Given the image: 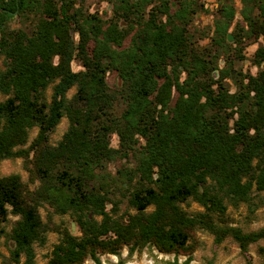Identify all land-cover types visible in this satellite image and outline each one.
Instances as JSON below:
<instances>
[{
    "label": "trees",
    "instance_id": "16d2710c",
    "mask_svg": "<svg viewBox=\"0 0 264 264\" xmlns=\"http://www.w3.org/2000/svg\"><path fill=\"white\" fill-rule=\"evenodd\" d=\"M11 1L0 6V161L23 158L40 181L30 192L19 175L0 178V237L9 216L19 218L10 234L16 263L24 258L22 264H35L34 246L46 242L49 228L39 212L44 204L70 214L81 233L62 231L47 264H102V255L120 257L125 248L133 255L149 245L189 256L181 264H190L197 230L213 234L218 244L232 238L243 253L264 240V228L246 233L228 224L227 213L228 206L254 205L264 194V0H242L244 38H263L254 55L262 68L238 80L234 93L223 83L232 68L216 80L212 58L192 46L186 6L172 15L162 3L165 21L155 10L139 20L146 0H111L114 15L105 21L83 13L74 0L20 2V14L38 13L26 32L8 26L5 10L17 9ZM223 12L228 22L216 31L225 40L235 11ZM75 60L83 70L73 71ZM110 73L120 79L114 90ZM72 88L77 92L69 99ZM63 118L69 129L52 146L50 135ZM34 128L37 138L23 149ZM113 135L118 149L111 146ZM116 160L128 164L119 177L107 178L104 172ZM189 201L204 211L187 212L182 204Z\"/></svg>",
    "mask_w": 264,
    "mask_h": 264
},
{
    "label": "rangeland",
    "instance_id": "374dc122",
    "mask_svg": "<svg viewBox=\"0 0 264 264\" xmlns=\"http://www.w3.org/2000/svg\"><path fill=\"white\" fill-rule=\"evenodd\" d=\"M50 1L58 2V0H40V5H45ZM76 8L83 11V13L94 14L99 16L103 20L107 21L112 19L113 4L111 0H76ZM162 3H168L171 7V14L174 15L183 6L188 7L189 14L187 17V31L194 49L201 55H205L209 60L212 58L213 67L216 69L212 75L217 80L221 76V72L226 69L232 68V75L223 80V83L232 92L237 91V81L243 76L253 75L256 76L262 67H258L254 63V55L260 45L263 44V38L248 39L244 38L248 32V27L242 17V10L244 4L242 0H146L144 2L145 10L142 12L139 20H148L150 13L155 10L157 14V20H166L167 16L160 14L159 7ZM233 9L235 16L228 27V33L224 39H221L217 34V27L219 24L228 22L223 12L225 8ZM38 13L29 11L25 14H18L13 17L8 26L12 30L30 31L34 22L38 19ZM257 15V10H254V16ZM135 15L131 16V22L136 23ZM133 22V23H134ZM135 23L132 26H135ZM121 26L124 29L130 30V24L126 21H121ZM138 29V26H136ZM134 29L131 35L124 42V47H128L131 44L132 38L137 32ZM228 36H232L233 41L228 40ZM243 39L239 42L240 39ZM78 40V37H76ZM227 44H224V43ZM224 46V49H223ZM57 62V59L55 60ZM5 68L3 59L0 60V70ZM72 69L74 72L83 70V66L79 60H75L72 63ZM240 74V75H239ZM107 82L110 88L113 90L120 85V79L116 74L110 73L107 77ZM77 92L76 88H72L67 97L72 98ZM52 88L47 91L48 101H51ZM5 99L0 94V101ZM123 106H120L118 113H121ZM69 120L63 118L55 131L50 135L49 143L52 146H57L63 139L64 135L69 129ZM39 133L38 128H34L30 132L29 141L27 145L22 147L28 149L37 138ZM111 146L114 149L119 148V140L116 135H113L111 140ZM33 158V153L30 155V161ZM128 163L126 160H116L111 162L105 174L107 178L119 177V171L124 168ZM27 162L23 158L6 159L0 161V178L8 177L11 175H19L22 182L26 185L30 192L40 186V181L32 176L31 172L27 168ZM32 167V165H30ZM97 184V183H96ZM117 198L121 199L118 195ZM255 205V206H254ZM254 205L241 204L239 207L228 206V224L241 228L244 232L250 233L259 231L264 228V194L256 195ZM112 205L108 206L110 209ZM127 207V202L121 205V212L123 213ZM182 207L189 213L203 212L204 209L199 204L193 201H189L182 204ZM153 208H150L152 211ZM42 220L48 225V231L46 233V242L44 245L36 244V261L35 264H47L49 256L54 247L59 243L61 232L64 230L70 231L75 236H80V230L77 224L74 222L73 217L70 214L59 215L54 213L53 209L44 204L39 209ZM51 215L50 221L49 217ZM19 218L13 215L9 216V221L4 223L3 226L6 230V234L0 237V264H19L16 263L12 257V251L15 246L10 239V234ZM192 248L190 264H264V240L250 245L247 253H243L239 245L232 239L227 238L222 243L218 244L215 241L213 234L205 230H197L193 239L189 243ZM189 256L181 254H164L161 253L155 246H147L141 251L135 252L133 255L129 254L127 248L121 251V256L102 255L100 256L102 264H118L121 260L123 264H168L175 262L184 263ZM24 258L20 264H22ZM84 264H95L92 259H88Z\"/></svg>",
    "mask_w": 264,
    "mask_h": 264
},
{
    "label": "flooded vegetation",
    "instance_id": "af4514ba",
    "mask_svg": "<svg viewBox=\"0 0 264 264\" xmlns=\"http://www.w3.org/2000/svg\"><path fill=\"white\" fill-rule=\"evenodd\" d=\"M45 2L44 3H46V1L47 0H44ZM58 1H60V0H58ZM20 2H21V4H29V5H32V3H34V4H40L41 2H40V0H15V5H16V7H17V9L16 10H10V11H7V10H5V12H7V14L9 15V16H11L8 20L10 21L13 17H15L16 15H18L20 12V9H19V5H20ZM6 4H8V5H12V1L11 0H5V1H3V0H0V6L1 5H6ZM74 4L76 5L77 4V1L76 0H74Z\"/></svg>",
    "mask_w": 264,
    "mask_h": 264
},
{
    "label": "water",
    "instance_id": "95a60500",
    "mask_svg": "<svg viewBox=\"0 0 264 264\" xmlns=\"http://www.w3.org/2000/svg\"><path fill=\"white\" fill-rule=\"evenodd\" d=\"M228 40H229L230 42L233 41L232 36H228Z\"/></svg>",
    "mask_w": 264,
    "mask_h": 264
}]
</instances>
